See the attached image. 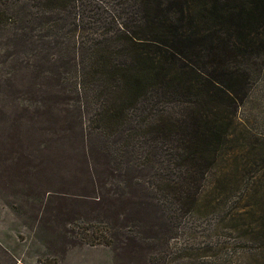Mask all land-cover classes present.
Here are the masks:
<instances>
[{
    "label": "trees",
    "instance_id": "1",
    "mask_svg": "<svg viewBox=\"0 0 264 264\" xmlns=\"http://www.w3.org/2000/svg\"><path fill=\"white\" fill-rule=\"evenodd\" d=\"M263 64L264 0H0V97L36 117L16 104L12 123L79 156L91 236L148 264L166 263Z\"/></svg>",
    "mask_w": 264,
    "mask_h": 264
},
{
    "label": "rangeland",
    "instance_id": "2",
    "mask_svg": "<svg viewBox=\"0 0 264 264\" xmlns=\"http://www.w3.org/2000/svg\"><path fill=\"white\" fill-rule=\"evenodd\" d=\"M95 11L87 12L95 17ZM262 66L195 208L181 217L184 230L168 241L165 264H264ZM33 107L34 101L21 96L0 97V264H148L140 252L115 250V243L91 236L79 156L51 145V127L12 123L20 111L25 120L35 119Z\"/></svg>",
    "mask_w": 264,
    "mask_h": 264
}]
</instances>
